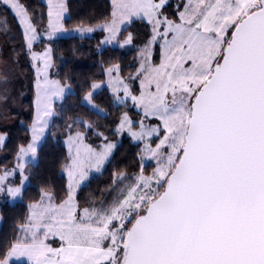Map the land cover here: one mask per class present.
I'll list each match as a JSON object with an SVG mask.
<instances>
[{"label": "snow or ice", "instance_id": "obj_1", "mask_svg": "<svg viewBox=\"0 0 264 264\" xmlns=\"http://www.w3.org/2000/svg\"><path fill=\"white\" fill-rule=\"evenodd\" d=\"M0 23V264H264V0H111L87 19L72 0H0ZM97 33L99 72L61 75ZM48 141L59 185L37 171Z\"/></svg>", "mask_w": 264, "mask_h": 264}, {"label": "trees", "instance_id": "obj_2", "mask_svg": "<svg viewBox=\"0 0 264 264\" xmlns=\"http://www.w3.org/2000/svg\"><path fill=\"white\" fill-rule=\"evenodd\" d=\"M29 2L33 5L46 6L44 0H29ZM110 2L111 0H72L73 3V16L87 19V17L93 12L97 13L104 11L105 7L110 10ZM3 24L0 23V36L3 35ZM99 38V34H96V38L88 41L86 40L82 45L83 50L85 51V55L83 57L77 56L73 58L70 52H65V60L63 62L57 61L58 64L61 65V75L64 74L65 71H70L74 74H77L81 77L91 76L94 73L99 72V68L96 66V62L98 57L93 55L90 58L87 56V50L90 46L95 45L97 39ZM76 41H68L67 39H63L57 42V47L62 49H67L70 46V43H74ZM39 47V46H38ZM107 54V53H106ZM125 56V61L131 60V58L135 55L134 51H125L121 53ZM22 80L23 90L25 92L24 98L22 102L19 104L17 110L11 111V115L15 120V123L12 126H6L7 130L10 132L11 143L9 147L11 148L13 144L21 142L27 135L25 129L28 123L31 120V105L34 99V89L32 80L30 78L32 73L30 71H25ZM73 101L69 99L67 101V106L71 110V105ZM20 121H24V124H21ZM58 124H62L63 121H57ZM5 126L0 125V131H3ZM127 147V144H125ZM62 145L56 144L53 145L50 141L45 142L41 148V158L37 163V171L43 172L45 177L51 176L52 180L59 185L61 182V177L56 167V161L60 158L62 153ZM3 156L0 158V163L5 162V158L11 159L10 153L5 150L2 152ZM109 173H105L102 177L93 180L91 184V190H96L97 188L103 187L105 182L107 181ZM37 185V181L33 180L32 186L29 190L28 195L35 194V188ZM23 203H27V198ZM23 203H17L14 207L8 209V212L11 214H16L23 211ZM10 220L6 219L0 226V236L10 231Z\"/></svg>", "mask_w": 264, "mask_h": 264}, {"label": "rangeland", "instance_id": "obj_3", "mask_svg": "<svg viewBox=\"0 0 264 264\" xmlns=\"http://www.w3.org/2000/svg\"><path fill=\"white\" fill-rule=\"evenodd\" d=\"M44 2L46 4V0H44ZM0 75H3V64H0ZM22 80H23V76H21L18 80L9 84L10 89H12L13 94L16 97V103L11 106V110L9 113V115L11 116V119L7 121L6 126H12L15 123V120L11 115V111L17 110L19 104L22 102V100L24 98L25 92L23 90ZM0 125L5 126V124L3 122H0ZM2 156H3V153L0 152V158ZM0 226H1V223H0Z\"/></svg>", "mask_w": 264, "mask_h": 264}]
</instances>
